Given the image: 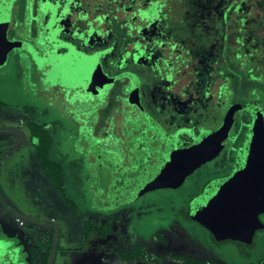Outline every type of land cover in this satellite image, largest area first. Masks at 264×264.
I'll return each mask as SVG.
<instances>
[{"label":"rangeland","instance_id":"rangeland-1","mask_svg":"<svg viewBox=\"0 0 264 264\" xmlns=\"http://www.w3.org/2000/svg\"><path fill=\"white\" fill-rule=\"evenodd\" d=\"M16 1L19 4L25 3V0H11L12 3ZM90 1L92 3L95 0ZM10 3L6 7H10ZM44 5L46 6V4ZM47 12L45 10L43 15L45 16ZM3 16L2 13L0 22ZM44 20L43 17L37 22L40 34L44 30ZM27 24V26L31 25V27L36 28L32 19H29ZM90 29L94 30L91 27ZM53 31L49 27L43 31L45 36L38 43V47L43 48L44 45L49 44V48L65 49L67 45L63 43V40H73L71 42L75 44L76 48L71 49L65 61L55 58V55L58 54L55 51H50V55H48L49 48L47 46L41 51L53 60L55 66H58L60 79L65 80L61 74L63 69L66 76L70 77L71 82L75 81V84L63 81L64 84H61V86L71 91H79L76 97V103L79 104V107L76 106L77 110L75 112L70 111L62 100L56 99L52 94H44L41 103H45L46 107L50 108V119L58 117L60 121L65 120L66 114L71 113H75V119L78 122L83 121L82 117L88 120L89 115L93 114H89L90 112L87 111V114L83 115L80 108L88 106V109H92L95 115H100L99 117L92 116L93 121H97V132L90 134V131H86V128L68 127L61 132L60 136L57 134L59 140L55 148L59 149V152L63 155L60 161L65 164L66 186L64 194L47 175L33 147L20 146L8 153L0 162V191L6 204L18 213L56 222L60 229V238L53 264H180L177 257H184L185 259L205 258L207 260L210 253L207 251V245L201 237V233H197L194 229L180 232L178 228L165 219L173 213L172 206H178L182 204L185 197L201 192V185L196 186L195 181L201 178L202 174L211 168L210 166L213 167L214 165L207 162L204 164L205 167L204 165L200 166L193 174L188 176L181 189L176 191H164L178 185L174 181L166 180L161 182L162 185L159 186L162 189L146 193L144 196L141 193L140 196H135L134 199L123 200L118 197V193L113 191L114 197L120 198L118 203L120 202L121 207L120 210L111 212L108 211L103 202H107L106 197L111 194L109 187H114L115 179L118 178L112 175L109 176L105 172L101 164L104 159L102 157L103 152L101 148H98V145L103 146L106 143L109 146L110 142H113L110 136L108 139L103 138L106 131L103 128L105 126L104 122L108 114L114 113L117 107H121L122 104L125 106L128 103H122L118 98L127 85V88L134 93L133 103L137 104L139 97L144 100L143 105L151 113L155 122L161 123L169 133L176 131L179 126L204 125V128L213 129L219 121V118L216 117L218 113L207 109L212 112L207 115L205 109L199 111V108L190 104V98L197 95L196 93L188 94L190 83L188 76L182 77L178 82L175 78L171 82L167 81L166 78L162 81L161 74L165 75L167 70L161 69L160 73V68L148 60L142 59L141 64L130 60L124 61L121 53L118 54L116 51L105 56L104 54H93L91 47L84 46L78 41L79 31L75 32L73 38H71L72 31H66V33L60 31V36H56ZM82 33L85 34L84 29ZM106 46L108 45H102L104 50ZM79 48L81 54L76 52ZM85 55L89 57L82 65L79 63V60L82 59L80 56L84 57ZM76 59H78L77 63ZM7 60L8 57L1 58L0 66L6 65ZM88 61L91 64L90 67L85 64ZM145 64L153 66V70ZM158 64L160 65V62ZM126 71L135 75L128 73L123 76V72ZM127 77L131 78V83L125 80ZM82 78L84 80L89 79L90 83H81L83 82ZM109 78H114V81L109 84L98 83ZM161 87L166 92L175 94L164 98L162 95L166 92L165 90L162 91ZM170 87L175 92L170 90ZM81 93H84V96ZM179 93H184L185 99H180ZM153 96L154 98H151ZM212 96L214 97V95ZM170 99L175 100L177 105L183 107L187 105L186 109L184 108L180 113L165 115L163 105H168ZM160 101L163 102L160 103ZM130 103V106H132V101ZM70 104L72 105V103ZM15 110L18 111L12 107L8 114L0 111V122H5L6 120H3V117L9 115L7 121L17 120L15 124L18 123L20 120L19 116H16L18 112ZM96 110L98 111L96 112ZM223 111L225 115L226 110ZM13 116L14 119H12ZM154 120H151L148 116L145 121L154 122ZM7 123L13 124L14 122ZM82 132L89 134L87 138L92 143L97 142L93 148L96 151V155L94 153L96 157H92L93 153H86L85 145L79 142L84 139L81 135ZM7 135L6 132H0V154L8 147L5 142L8 139ZM119 160L122 161L121 157H119ZM97 161H100V164ZM216 162L220 165L224 164V160ZM183 175L182 172L174 180L179 182ZM214 176L216 175L207 178ZM118 180L124 184L126 179ZM129 180L136 184L134 180ZM134 189L137 193L141 192L139 181ZM113 201H115L114 198ZM86 223H94L96 228L89 229ZM105 223L111 225L110 232L107 234L100 231V227ZM25 224V227H21L19 222L10 213L6 212L0 204V263L11 264L10 261H13L12 255L17 259L22 258L24 264H36L37 260V264H46L48 248L49 245L51 246V237L46 247L47 251L42 258L36 255L34 249H38L42 245V241H44L47 234L54 236V226L42 223ZM239 248L238 244L227 243L222 245L221 249L226 254L221 256V264H244L243 261L236 263L233 260V256L237 255ZM241 251H246L245 246ZM249 251L258 255L262 252L259 244L256 247L249 248ZM5 257H9V261L5 262Z\"/></svg>","mask_w":264,"mask_h":264},{"label":"flooded vegetation","instance_id":"flooded-vegetation-1","mask_svg":"<svg viewBox=\"0 0 264 264\" xmlns=\"http://www.w3.org/2000/svg\"><path fill=\"white\" fill-rule=\"evenodd\" d=\"M85 1L86 0H30L29 4V0H25V3L19 4V2L17 3V1L12 3L11 0H0V15H2V13L6 14L8 10H10V23L6 31V40L10 42H24L31 45L36 52V55L40 59L47 61H40L25 49L4 51L2 53L3 56L8 57V60L6 65L0 66V111L8 114L10 113V109L14 107L18 110L15 111L18 112L16 116H19L20 120L15 124L17 120L7 121L9 115H5V117H3V120L6 121L0 122V127L18 129L3 131L8 134V139H6L5 141L8 144L7 148L19 142V147H33L37 156V147L41 144V141L44 139L49 140L52 144V148L54 149V151L52 149L53 154L51 153V158L64 179V191L66 186L64 171L65 164L60 161V159L63 158V155L59 152V149L55 148L59 140L57 139V134H59L60 136L61 132L68 127H79L80 129L86 128V131L89 130L90 134H93V132H97V121L94 122L92 116L99 117L100 115H95L92 109H88V106H83L80 107L82 109L83 115L87 114V111L88 113L90 112L89 114H93L89 115L88 120H85V118L82 117L83 121H76L75 113H71L69 115L66 114L67 117H65V120L61 121L58 117L50 119V108H47L45 103H43L44 105L41 103L42 96L44 94L54 95L56 99L60 101L62 100V102L67 105V109L75 112L77 110L76 106L79 107V104L76 103V97L78 95L77 92L79 91H71L70 89L61 86V84H64L63 81H68L60 79V70H58V66H55L53 60L50 59L45 52L41 51L44 50L46 46L49 48V44L44 45L43 48H40L38 47V43L44 39L45 35L43 31L48 27L54 30L53 33H56V36H60V31H64L65 33L66 31H72L71 38L74 37L76 31H79L80 37L78 41H80L81 44L91 47L92 51L94 52L93 54H104L105 56L106 51L104 49L98 50L99 48L97 46V43H99L100 41H98L99 39L96 37V32L94 33V31H91L87 33L88 36L82 33V30L86 27V22H83V20L80 19V16L87 13L88 6L86 4L91 3L90 0H88L89 2ZM9 3L11 4V6L6 7L9 5ZM44 4H46V6ZM45 10H47L48 12L44 16L43 14ZM43 17L45 18V26L44 30H42V34H40V30L37 27V22L43 19ZM29 19H32L33 23L36 25V28L31 27V25L27 26V21ZM63 41V43L67 45L65 49L49 48L48 55H50V51H55L58 54L55 55L56 57H51L58 58L59 60L67 59L71 49L73 47L76 48V46L73 42H71L73 41L72 39ZM76 52H79L80 54L82 53L80 48L79 50H76ZM126 73L128 74L130 72H123V76H125ZM166 75L167 73L165 74V76ZM165 76H161L162 81L164 80V78H166ZM125 80L128 83H131L130 77H127ZM166 80L170 82L174 81L172 80V78H166ZM127 86L123 90L121 96H119L118 98H120L119 100H121L122 103H128L125 106L124 104H122L121 107H117V112L115 111L110 115L108 114L104 122L105 126L103 128L106 129V131L104 132L103 138L108 139L110 136L113 142H110L109 146L106 145V143H104L103 146L98 145V148H101V151L103 152L102 157H104V161L102 160L101 164L105 169V172L109 174V176L112 175L121 180L126 179L124 184L119 182L120 184H118L116 188H109V190L118 193V197H121V199L123 200H125L126 198L125 190H129V183L133 182L129 179L134 180L136 184L138 181L139 183H141V192L137 193L136 189H134L136 184L133 182L134 188L130 190L132 196L127 197V199H134L135 196L138 197L141 193H143L142 196H144L146 193L153 192L157 189H162L161 187H159L161 183H157L154 185L156 175L147 167L146 146L148 145V143L146 136L149 125L152 124L161 132L173 136L176 142L180 145L187 146L194 144L203 137L211 136L215 131H217L223 124L229 108L234 104H252L256 106V108L261 112L264 118L263 104L259 103L258 101L230 103L229 105L225 106V115L223 111V114L221 116L219 112L220 109L217 108V106H219L220 104V97L215 93L214 97L217 99L215 100L214 97L212 98V104L214 107H209V110H213L218 113L216 117L219 118V121L215 124V127H213V129L204 128V125H193L192 127L179 126L176 131H174L173 133H169L167 130H165L161 123H158V121L155 122L151 113H149L147 108L143 105L144 100H141V98L139 97L138 103H133L134 93L132 92V90L128 89ZM126 88L128 91L126 90ZM160 89L162 91L165 90L163 87H161ZM170 90H172V88ZM172 94L174 95L175 93L166 92L162 95V97L168 98V96L170 97ZM81 95L84 96V93H81ZM176 95L178 94L176 93ZM179 96L180 99H185L184 93H179ZM151 98H154V96ZM131 101L133 103L132 106H130ZM168 101V105H163L164 112H166L165 115L167 116H169L171 113H180L184 108L186 109L187 105H184L185 107H183L182 105L175 104V100L170 99ZM162 102L163 101H160V103ZM70 103H72V105ZM97 111L98 110H96V112ZM140 113H144L146 117L149 116L151 120H154V122H141ZM14 118L15 117L13 116L12 119ZM7 122L14 123L10 124ZM251 125L252 118L250 114L242 110L237 111L234 114L233 122L228 133L225 135L221 142V150L216 156H213L209 160L199 164L192 169L181 170V172L166 180L174 181L178 185L176 187H174V185L171 189L167 188V190L164 191H176L178 189H181L188 176L193 174L200 166H203L207 162H210V164L214 165L213 167L210 166L211 168L203 173L201 178L195 181L196 186L199 187L201 185V192L199 194L189 195L185 197L182 204L178 206H172L171 210H173V213H171L168 218L165 219L166 221H169L171 225H174L176 228H178L180 232H187L189 229H194L197 233H201V237L207 245V251L210 253V257L208 256L209 258L207 260H205V258L185 259L184 257H177V261H179L180 264H221V256L226 254V252L222 251L221 248L222 245H225L227 243L238 244L240 247L237 255L235 254L233 256L234 262L240 263L241 261H243L244 264H264V213H260L258 215L260 223L257 221L258 223L253 230H248V232L246 233L241 232L238 234V240L226 238H224V240H219L211 230L206 228L200 222L199 214L194 205L195 201L204 193V190L209 183L215 180L227 178L234 173L238 164L240 150L248 140V133ZM20 131H22L24 134L23 138ZM81 135L84 139H81L79 142L82 143V145H85L86 153H93L92 157L94 158V156L96 155V151L93 148L94 144L96 145L97 142L92 143V141L87 138L89 136L87 132H82ZM260 142L264 148V131L260 134ZM119 157H121L122 161L119 160ZM220 160H224L223 165H220V163L216 162H219ZM97 162L100 164V161ZM205 166L206 165H204V167ZM182 172L184 173L183 178L179 182L175 181L174 178H178V175H180ZM211 175L216 176L207 178ZM262 181L264 184V178L262 179ZM106 198L108 202H105V204L107 203L105 207L108 210H114L115 207L117 208L114 211L120 210L121 204L120 202L118 203L120 198H115L112 193L108 194ZM113 198L115 199V201H113ZM25 225L26 224L23 222L22 227H24ZM258 244L260 245L262 251L260 255L249 251V248L256 247ZM244 246L246 251H241ZM8 256L10 257V255ZM8 258L5 257V262L9 261ZM11 258H13V261H10L11 264H24L22 262V258L17 259L12 255ZM37 263L38 260L36 261V264ZM0 264H2V262Z\"/></svg>","mask_w":264,"mask_h":264},{"label":"trees","instance_id":"trees-1","mask_svg":"<svg viewBox=\"0 0 264 264\" xmlns=\"http://www.w3.org/2000/svg\"><path fill=\"white\" fill-rule=\"evenodd\" d=\"M86 5L87 13L80 19L86 22V36L96 32L98 50L108 45L106 55L116 51L124 61L148 60L160 71L167 70L161 76L176 82L188 76V94L197 95L190 104L199 111L212 113L207 109L214 107V92L220 97L221 116L230 103H264V0H95ZM140 117L141 122L147 118L144 113ZM52 149L44 139L37 156L64 194V179L51 158ZM115 180L114 188L120 184ZM133 185L129 183L125 199L132 196ZM94 223H86L87 228L95 229ZM110 229L106 223L100 227L103 234ZM50 242L46 264L53 236Z\"/></svg>","mask_w":264,"mask_h":264},{"label":"water","instance_id":"water-1","mask_svg":"<svg viewBox=\"0 0 264 264\" xmlns=\"http://www.w3.org/2000/svg\"><path fill=\"white\" fill-rule=\"evenodd\" d=\"M9 23L10 10L4 14L0 22V62L1 58L5 57L2 53L11 49H25L35 58L45 61L36 55L31 45L6 40ZM80 57L82 59L79 60V63L82 64L89 56ZM77 62L78 59H76ZM85 64L88 65L87 67L91 66L89 61ZM61 74L63 79L71 82L70 77L66 76L65 70L62 69ZM81 80L83 81L81 83H90L89 79L84 80L82 78ZM113 81L114 78H109L98 83L109 84ZM71 83L75 84V81ZM240 110L250 114L252 125L248 133V140L240 150L237 167L231 176L209 183L204 193L194 203L200 222L211 230L219 240H224V238L238 240V234L253 230L256 224L260 223L258 215L264 213V184L262 181L264 178V148L260 142V134L264 131V118L261 112L252 104H234L229 108L223 124L217 131L211 136L203 137L194 144L187 146L180 145L173 136L161 132L152 124L147 129L146 161L149 170L156 175L155 185L170 179L181 170L192 169L216 156L221 150L223 138L231 127L234 114ZM9 130L18 129L0 127V132ZM20 133L23 138V132L20 131ZM19 145L18 142L0 154V162ZM0 202L5 211L19 222L54 226L53 243L47 262V264H53L60 238V229L56 222L18 213L6 204L1 191Z\"/></svg>","mask_w":264,"mask_h":264},{"label":"crops","instance_id":"crops-1","mask_svg":"<svg viewBox=\"0 0 264 264\" xmlns=\"http://www.w3.org/2000/svg\"><path fill=\"white\" fill-rule=\"evenodd\" d=\"M20 225V224H19ZM21 226V225H20ZM22 227V226H21ZM25 227V226H24ZM52 237V235H49L47 234L45 236V239L44 241H42V245H40V247L38 249H34V252L36 253V255L39 257V258H42V256L45 254V252L47 251V244H48V241H49V238ZM49 248H50V245H49ZM48 248V249H49ZM43 264V263H42Z\"/></svg>","mask_w":264,"mask_h":264},{"label":"built area","instance_id":"built-area-1","mask_svg":"<svg viewBox=\"0 0 264 264\" xmlns=\"http://www.w3.org/2000/svg\"><path fill=\"white\" fill-rule=\"evenodd\" d=\"M20 225L23 226V222L22 221H20Z\"/></svg>","mask_w":264,"mask_h":264}]
</instances>
